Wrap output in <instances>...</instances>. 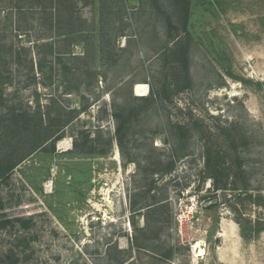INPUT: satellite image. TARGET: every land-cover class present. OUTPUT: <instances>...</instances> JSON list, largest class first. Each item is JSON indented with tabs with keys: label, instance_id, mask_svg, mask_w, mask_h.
Listing matches in <instances>:
<instances>
[{
	"label": "rangeland",
	"instance_id": "1",
	"mask_svg": "<svg viewBox=\"0 0 264 264\" xmlns=\"http://www.w3.org/2000/svg\"><path fill=\"white\" fill-rule=\"evenodd\" d=\"M207 1L191 7V86L145 102L149 84L158 89L168 75L172 45L149 0H57L45 10L0 0L2 52L11 53L0 66L9 75L0 83V156L25 157L1 184L0 219L33 221L0 228V264H264V0ZM130 106L138 111L122 154L113 114ZM11 109L26 112L27 127L19 118L12 126ZM39 117L42 127L61 120L52 153L41 148L51 139ZM193 121L223 145L232 125L248 140L247 194L202 179L206 140L190 130L179 141L171 129ZM86 134L107 152L75 153ZM172 158L170 172L147 171Z\"/></svg>",
	"mask_w": 264,
	"mask_h": 264
},
{
	"label": "trees",
	"instance_id": "2",
	"mask_svg": "<svg viewBox=\"0 0 264 264\" xmlns=\"http://www.w3.org/2000/svg\"><path fill=\"white\" fill-rule=\"evenodd\" d=\"M153 9L163 18V23L166 28L167 41H171L172 45L166 44L165 47V59L164 65L168 69V75L165 77V81L157 89L153 84H149V93L146 96L139 97L145 102L154 101L156 98L163 99L164 101H171L172 96L175 92L182 91L191 86L190 78V61H189V51L192 41L191 32L189 30V20L191 15V7L194 0H167L168 5L164 8L161 0H149ZM40 6L45 10L48 6H52L57 2V0H37ZM209 5H214L220 3L219 0H209L207 1ZM48 5V6H47ZM44 45V44H43ZM1 36H0V66L8 63V58L11 53L6 51L2 52L1 47ZM38 46V45H37ZM51 51V48H50ZM30 70L33 68V62L30 60ZM64 68H66L64 66ZM38 69L41 72L51 73L54 71L53 65L45 63L43 59L38 61ZM169 77V79H167ZM9 80V75H3L0 69V83ZM0 101H2V95H0ZM58 108V112H60ZM124 109L115 111L113 116L115 117L117 124L115 129V137L119 144L120 151L123 152V135L128 124L131 121L132 116L138 111L136 107L130 106L126 112ZM11 117L14 119V124L12 126H18L17 120H21L23 126L30 123L29 116L26 115L25 111H21L19 114L16 113L15 109L10 110ZM28 120V121H27ZM39 124L41 128H45L46 137L45 140L51 139V144L49 147L45 148V151L52 153L55 150L56 140L61 139L62 135H54L56 132L53 129H60L61 120L59 123H54L50 120L48 124L44 127L42 124L41 117H39ZM70 119L67 117L65 121H62V125H65ZM35 124L34 127H37ZM27 127V125H26ZM236 125L228 127V129L223 128L222 135L225 145L214 141L210 134L207 133L205 127L199 121H193L191 125L181 124L179 122H174L171 125L173 135L177 140L182 141L190 134V130L196 131L199 137L206 140L203 148V167L200 171L202 179L210 178V187L216 190H235L239 191L240 195L247 194L251 189V184L248 177L247 169L243 165L241 150L246 147L248 140L242 135L237 133ZM55 132V133H54ZM110 143V139H109ZM43 144L37 145L42 146ZM3 149V148H2ZM73 151L78 154L89 155V154H105L107 149L105 147L97 149L95 145V139L89 137L88 134L82 140V143H78L75 139L73 142ZM4 151V152H3ZM25 157H16L12 151L4 149L2 150L0 156V188L2 182H7L10 174L14 168L23 161ZM126 161H134L132 157H126ZM175 167V159H169L161 167H154L148 169L150 174L155 172H160V174L168 173ZM153 187V184H149L145 192H148ZM155 198V197H153ZM154 201V200H153ZM152 203L144 204L137 208L139 210L142 207L152 208ZM135 203H132V208H134ZM209 207L215 206V203L208 205ZM6 207L3 196L0 192V212H2ZM3 213H1L2 216ZM145 216V214H144ZM33 224L32 219L23 217H4L0 219V228H6L8 226H20L23 228H30ZM9 257V256H7Z\"/></svg>",
	"mask_w": 264,
	"mask_h": 264
},
{
	"label": "bare ground",
	"instance_id": "3",
	"mask_svg": "<svg viewBox=\"0 0 264 264\" xmlns=\"http://www.w3.org/2000/svg\"><path fill=\"white\" fill-rule=\"evenodd\" d=\"M62 141L59 142V144H61Z\"/></svg>",
	"mask_w": 264,
	"mask_h": 264
}]
</instances>
